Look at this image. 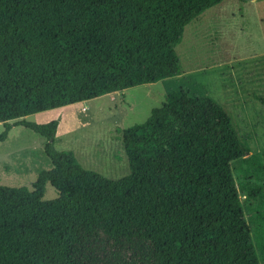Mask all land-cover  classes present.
Returning <instances> with one entry per match:
<instances>
[{"label":"trees","instance_id":"trees-1","mask_svg":"<svg viewBox=\"0 0 264 264\" xmlns=\"http://www.w3.org/2000/svg\"><path fill=\"white\" fill-rule=\"evenodd\" d=\"M223 1L0 0L1 139L9 121L179 76L185 27ZM15 124L51 168L32 190L0 186V264H264V184L237 183L252 156L212 99L171 92L124 129L118 180L56 150V121ZM242 197L260 199L249 220Z\"/></svg>","mask_w":264,"mask_h":264},{"label":"rangeland","instance_id":"rangeland-1","mask_svg":"<svg viewBox=\"0 0 264 264\" xmlns=\"http://www.w3.org/2000/svg\"><path fill=\"white\" fill-rule=\"evenodd\" d=\"M175 51L179 76L9 121L2 139L6 124L0 123V186L32 190L38 173L51 168L45 139L18 121H56V150L73 152L83 168L110 180L128 175L122 131L144 123L169 93L180 89L206 96L227 112L252 156L233 164L237 183L251 177V183L264 184V0H225L206 10L185 27ZM58 197L46 183L42 200ZM259 200L242 197L247 220Z\"/></svg>","mask_w":264,"mask_h":264}]
</instances>
